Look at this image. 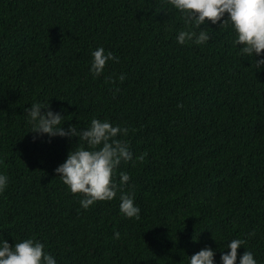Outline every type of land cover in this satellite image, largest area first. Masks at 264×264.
<instances>
[{
  "label": "trees",
  "instance_id": "trees-1",
  "mask_svg": "<svg viewBox=\"0 0 264 264\" xmlns=\"http://www.w3.org/2000/svg\"><path fill=\"white\" fill-rule=\"evenodd\" d=\"M200 27L208 42L177 43L190 26L167 0H0V235L10 245L38 239L57 264H188L207 246L219 264L240 238L237 260L247 249L264 264V67L239 55L230 27ZM97 47L118 60L94 77ZM34 102L60 111L65 129L92 118L127 129L117 139L133 158L117 166L112 200L80 207L54 169L83 142L34 140L24 113ZM121 192L138 219L120 213Z\"/></svg>",
  "mask_w": 264,
  "mask_h": 264
},
{
  "label": "clouds",
  "instance_id": "clouds-1",
  "mask_svg": "<svg viewBox=\"0 0 264 264\" xmlns=\"http://www.w3.org/2000/svg\"><path fill=\"white\" fill-rule=\"evenodd\" d=\"M176 9L185 25L190 26L176 34V42L184 44L186 41L200 45L211 38L208 29L201 28L202 24L210 21L212 24L220 22V28L230 27L233 38L232 45L239 49V55L246 57L256 70L264 67V0H167ZM227 14V15H226ZM198 29V31H197ZM239 45V47H238ZM89 71L99 76L108 61H117L111 51L97 47L91 51ZM125 77L120 75L119 79ZM46 109V111H41ZM27 124L35 135L33 139L45 134L51 139L54 136L67 137L71 140L77 137L83 142L70 149L64 161L54 169L60 180L73 193L82 194L80 207L87 210L96 201L112 200L116 196L118 184L116 182V168L123 160L133 158L127 142L117 139L118 135H126L127 129L113 125L107 119L92 118L86 128L77 127L71 123L65 129L62 127L60 111H53L49 104L31 103L24 108ZM27 131V132H29ZM86 145V146H85ZM129 175L119 173V185L129 181ZM9 182L8 176L0 172V193L4 192ZM119 211L127 218H139L140 208L134 203L130 194L121 192ZM119 232H114V238H119ZM245 243L243 239L235 238L226 243L227 252L221 251L219 264H258L251 251L245 249L239 254L237 249ZM0 264H57L55 256L45 250V244L32 237L21 238L10 245L0 235ZM188 264H216L214 250L203 247L191 256Z\"/></svg>",
  "mask_w": 264,
  "mask_h": 264
}]
</instances>
